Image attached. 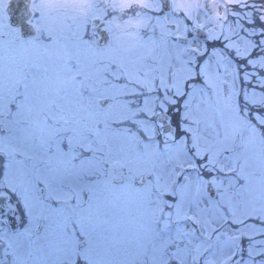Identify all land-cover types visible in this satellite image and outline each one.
I'll use <instances>...</instances> for the list:
<instances>
[{"label": "snow or ice", "instance_id": "snow-or-ice-1", "mask_svg": "<svg viewBox=\"0 0 264 264\" xmlns=\"http://www.w3.org/2000/svg\"><path fill=\"white\" fill-rule=\"evenodd\" d=\"M0 264H264V0H0Z\"/></svg>", "mask_w": 264, "mask_h": 264}, {"label": "rangeland", "instance_id": "rangeland-1", "mask_svg": "<svg viewBox=\"0 0 264 264\" xmlns=\"http://www.w3.org/2000/svg\"><path fill=\"white\" fill-rule=\"evenodd\" d=\"M120 2L127 4L129 0H116V3L119 4ZM148 0H144V3H147Z\"/></svg>", "mask_w": 264, "mask_h": 264}, {"label": "clouds", "instance_id": "clouds-1", "mask_svg": "<svg viewBox=\"0 0 264 264\" xmlns=\"http://www.w3.org/2000/svg\"><path fill=\"white\" fill-rule=\"evenodd\" d=\"M135 2H137V3H143L144 0H135ZM213 3H215V0H213Z\"/></svg>", "mask_w": 264, "mask_h": 264}]
</instances>
